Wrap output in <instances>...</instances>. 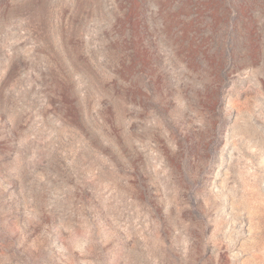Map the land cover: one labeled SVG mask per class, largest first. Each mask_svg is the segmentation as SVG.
Here are the masks:
<instances>
[{
  "label": "rangeland",
  "instance_id": "obj_1",
  "mask_svg": "<svg viewBox=\"0 0 264 264\" xmlns=\"http://www.w3.org/2000/svg\"><path fill=\"white\" fill-rule=\"evenodd\" d=\"M0 264H264V0H0Z\"/></svg>",
  "mask_w": 264,
  "mask_h": 264
}]
</instances>
